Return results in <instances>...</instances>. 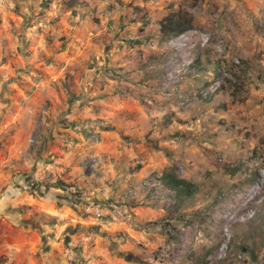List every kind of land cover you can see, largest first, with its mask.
Returning a JSON list of instances; mask_svg holds the SVG:
<instances>
[{"label":"rangeland","instance_id":"1","mask_svg":"<svg viewBox=\"0 0 264 264\" xmlns=\"http://www.w3.org/2000/svg\"><path fill=\"white\" fill-rule=\"evenodd\" d=\"M179 9L192 28L162 37ZM252 10L0 0V264H264ZM169 171L196 192L174 197Z\"/></svg>","mask_w":264,"mask_h":264},{"label":"trees","instance_id":"2","mask_svg":"<svg viewBox=\"0 0 264 264\" xmlns=\"http://www.w3.org/2000/svg\"><path fill=\"white\" fill-rule=\"evenodd\" d=\"M193 16L185 10L171 11L158 21V32L162 37L178 36L184 31L192 28ZM257 175L256 172L254 176ZM255 177L251 178V181ZM159 181L174 192V197H184L193 195L196 192V186L193 182L176 176L173 172H165L159 177ZM41 182H36L39 187ZM195 190V191H194Z\"/></svg>","mask_w":264,"mask_h":264},{"label":"crops","instance_id":"3","mask_svg":"<svg viewBox=\"0 0 264 264\" xmlns=\"http://www.w3.org/2000/svg\"><path fill=\"white\" fill-rule=\"evenodd\" d=\"M171 1L177 2L178 0H171ZM245 1L247 2V5H249L251 7V10L254 9L255 11H259L260 17L262 19H264V0H245ZM175 5H176V3H175ZM259 12H257L256 15Z\"/></svg>","mask_w":264,"mask_h":264},{"label":"built area","instance_id":"4","mask_svg":"<svg viewBox=\"0 0 264 264\" xmlns=\"http://www.w3.org/2000/svg\"><path fill=\"white\" fill-rule=\"evenodd\" d=\"M182 34H180V36H181ZM203 37H204V41L206 42L207 41V35L206 34H203Z\"/></svg>","mask_w":264,"mask_h":264}]
</instances>
